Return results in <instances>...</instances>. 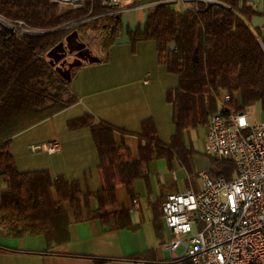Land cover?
<instances>
[{
    "label": "trees",
    "instance_id": "1",
    "mask_svg": "<svg viewBox=\"0 0 264 264\" xmlns=\"http://www.w3.org/2000/svg\"><path fill=\"white\" fill-rule=\"evenodd\" d=\"M102 2L84 0L83 6L60 11L51 0H0L2 21H22L44 32L18 36L0 22V177L7 186L1 193L0 226L13 237L43 234L50 242L67 241L66 204L76 221L99 219L109 225L114 219L116 227L126 228L129 211L112 212L118 186H125L133 198L136 182L148 177L149 163L156 159L168 164L178 159L191 174L195 152L186 146L185 132L205 127L219 112H246L257 104L264 112V34L250 25L251 18L261 13L245 0H191V7L183 11L164 3L152 9L142 27L127 34L133 47L154 42L159 63L177 79L176 88L167 91L175 126L170 141L162 142L154 122L146 119L139 133V158L127 160L126 147L115 141V132H129L85 114L69 120L68 128L91 130L104 183L99 191L83 194L76 181L53 177L48 171H20L10 151L13 138L77 102L70 82L50 64L48 53L73 32L83 42L93 33H106L104 50L123 34L122 14ZM79 68L72 69L71 77ZM224 94L231 99L220 106ZM210 159V177L233 178L231 159ZM91 197L98 201L95 211L85 209ZM186 262L187 258L172 261Z\"/></svg>",
    "mask_w": 264,
    "mask_h": 264
},
{
    "label": "crops",
    "instance_id": "2",
    "mask_svg": "<svg viewBox=\"0 0 264 264\" xmlns=\"http://www.w3.org/2000/svg\"><path fill=\"white\" fill-rule=\"evenodd\" d=\"M245 1L261 13L251 18L250 25L264 34V0ZM180 5L182 11L191 7L188 2ZM151 11L136 7L123 11L122 37L107 50L103 49L98 62L83 63L72 76L70 90L77 102L13 138L10 151L20 171H48L53 177L64 176L70 182L76 181L83 194L99 191L104 183L91 130L68 128L69 120L85 114L94 116L97 122L105 121L129 132L125 135L115 132V141L126 147L127 160L139 158V133L146 119L154 122L162 142L170 141L175 126L167 91L176 88L177 79L159 63L154 42L142 41L133 47L127 34L142 27ZM194 131L202 132L204 146L207 125ZM189 133L185 132L183 139L195 152L191 174L178 159H173L171 164L165 159H156L149 163L148 177L136 182L133 198L125 186L116 188L117 205L112 212L128 210V227H116L114 219L109 225L99 219L76 221L70 205L66 204L69 237L62 243L50 242L43 234L13 237L0 226V264H153L166 260L162 246L172 239V234L165 225L162 205L169 194L198 192L199 172H207L211 167V159L198 155L186 140ZM48 141H58L61 151L48 154L31 150L33 145ZM193 164L200 166L197 181ZM6 188L0 177V199ZM134 200L138 205H134ZM87 208L91 211L98 208L96 198L89 199Z\"/></svg>",
    "mask_w": 264,
    "mask_h": 264
},
{
    "label": "built area",
    "instance_id": "3",
    "mask_svg": "<svg viewBox=\"0 0 264 264\" xmlns=\"http://www.w3.org/2000/svg\"><path fill=\"white\" fill-rule=\"evenodd\" d=\"M59 7L70 1L51 0ZM191 0H180L185 3ZM198 1V0H194ZM213 2V0H202ZM177 4L178 0H103L102 4L122 13L128 8L153 9L160 4ZM74 4L73 7L83 6ZM0 22L18 36L41 35L22 21ZM224 94L220 106L230 101ZM58 141L35 144L33 152L56 154ZM204 153L218 161L231 159L235 174L231 180L212 178L200 172L198 192L169 194L162 214L172 239L162 246L172 258L153 264H174L187 258L185 264H264V122L251 123L246 112H221L211 115L207 124ZM134 205H138L134 200ZM184 246L181 256L173 252Z\"/></svg>",
    "mask_w": 264,
    "mask_h": 264
},
{
    "label": "rangeland",
    "instance_id": "4",
    "mask_svg": "<svg viewBox=\"0 0 264 264\" xmlns=\"http://www.w3.org/2000/svg\"><path fill=\"white\" fill-rule=\"evenodd\" d=\"M167 1H169V0H167ZM79 3L82 4V2H77L76 5ZM175 6H177L178 9L181 8L180 0H178V3L175 4ZM73 8H76V7L68 5V6H65L64 8L60 7V11H69L70 9H73ZM123 13L124 12H122L121 14H123ZM124 31H125V28H124ZM106 38H107L106 33H93L91 36V39L85 40V43L88 45L89 49L93 52V54L95 55L96 58L101 57V54H103V45L102 44ZM74 56H75L74 54L73 55L68 54L67 58H66L67 63L73 62V60L75 59ZM246 113L248 114L249 121L251 123L264 122V112L262 111L261 107L258 104L254 105L252 107H249L246 110ZM189 132L190 133L186 136V140L192 144L195 151L198 152V155L204 156L205 153H204V146H203V142H202V140H203L202 132L201 131H194V130H191ZM192 167H193V173H194L193 176L196 177V181H197L198 177L196 175L198 174V170H199L200 166L199 165L196 166L193 164ZM169 241L170 240H168L167 242H169ZM183 252H184V246H181L180 248L175 250L173 252V254H174V256L179 257L183 254ZM163 258H165L166 260H169L172 258V255L169 251H164V257Z\"/></svg>",
    "mask_w": 264,
    "mask_h": 264
},
{
    "label": "water",
    "instance_id": "5",
    "mask_svg": "<svg viewBox=\"0 0 264 264\" xmlns=\"http://www.w3.org/2000/svg\"><path fill=\"white\" fill-rule=\"evenodd\" d=\"M75 54V59L71 63H67V55ZM50 64L56 68V71L62 78L71 82V71L73 68L81 67L83 63H96V58L87 44L80 40L77 32L71 33L65 42L58 44L48 53Z\"/></svg>",
    "mask_w": 264,
    "mask_h": 264
},
{
    "label": "bare ground",
    "instance_id": "6",
    "mask_svg": "<svg viewBox=\"0 0 264 264\" xmlns=\"http://www.w3.org/2000/svg\"><path fill=\"white\" fill-rule=\"evenodd\" d=\"M64 1H70V2H67L66 4H64L62 6V8H64L65 6H68V5L74 6V4H76L77 2H80L81 0H64Z\"/></svg>",
    "mask_w": 264,
    "mask_h": 264
},
{
    "label": "flooded vegetation",
    "instance_id": "7",
    "mask_svg": "<svg viewBox=\"0 0 264 264\" xmlns=\"http://www.w3.org/2000/svg\"><path fill=\"white\" fill-rule=\"evenodd\" d=\"M73 55V54H72ZM75 55V54H74ZM75 57V56H74Z\"/></svg>",
    "mask_w": 264,
    "mask_h": 264
}]
</instances>
